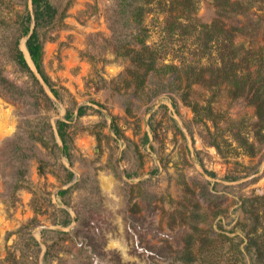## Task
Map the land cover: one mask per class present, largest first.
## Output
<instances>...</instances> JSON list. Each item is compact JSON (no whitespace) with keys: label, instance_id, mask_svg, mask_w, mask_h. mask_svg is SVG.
Returning a JSON list of instances; mask_svg holds the SVG:
<instances>
[{"label":"rangeland","instance_id":"1","mask_svg":"<svg viewBox=\"0 0 264 264\" xmlns=\"http://www.w3.org/2000/svg\"><path fill=\"white\" fill-rule=\"evenodd\" d=\"M260 1L132 0L122 18L115 0H49L58 98L18 44L48 101L6 57L31 1L0 0V264H264Z\"/></svg>","mask_w":264,"mask_h":264},{"label":"trees","instance_id":"2","mask_svg":"<svg viewBox=\"0 0 264 264\" xmlns=\"http://www.w3.org/2000/svg\"><path fill=\"white\" fill-rule=\"evenodd\" d=\"M30 1L32 6V14L26 12L24 16H22L20 21L17 24H15L14 27H12L14 31L8 36V38H6V48H7L6 57L8 58V60L12 61L15 64V66L18 68V70L21 73L28 75L33 80V83L37 87L38 92L41 93L42 95H45V97L49 101V98L46 96L42 85L37 80V78H35V76L32 74L30 66L25 59L26 55L24 57L22 51L18 48V44L21 37H27L25 46L24 44H22L26 54L29 55L28 57L32 62L36 72L42 79L43 83L48 87L52 96L54 98H58L59 95L57 90L53 87L49 78L46 76V74L42 69L41 59H42L43 46L39 36L41 29H45L47 27H51L52 25H54L55 22L54 20L57 16L58 7L52 5L49 2V0H30ZM255 1L259 2L260 0H237L236 5H238L240 2H245L247 6H251L252 4L255 3ZM115 2L117 5V14L122 18L124 17L126 12H128L129 10L128 8H131V6L133 7L132 0L131 1L115 0ZM32 22H33V27L31 29L30 24ZM0 82L1 84H5L7 82L6 78L2 73V70H0ZM77 114L79 116L83 115L84 109L82 107H79L77 110ZM69 119H70V114L69 112H67L65 115V121H68ZM67 126L68 124L66 122L56 121V127H55L56 131H54L53 128L50 126V124L45 125V127L48 128V135L46 137L47 140L53 143L52 147H54L55 151L58 152L59 147L56 144V140H55V135H56L61 142V152L63 156L69 161L70 147H69L68 137L66 135ZM45 142L40 141L39 144L43 146L46 145ZM61 168L65 172V182L68 183L72 179L73 174L67 169H65L63 166H61ZM70 190L71 187L63 191H60L58 195L60 197H64L69 193ZM59 212L62 213L64 218L58 221L57 223L64 227L69 225L70 218L68 213L65 211H59ZM32 241L34 242L35 246H37V250H38V243L33 239Z\"/></svg>","mask_w":264,"mask_h":264},{"label":"water","instance_id":"3","mask_svg":"<svg viewBox=\"0 0 264 264\" xmlns=\"http://www.w3.org/2000/svg\"><path fill=\"white\" fill-rule=\"evenodd\" d=\"M59 151H60V153H61V148H59Z\"/></svg>","mask_w":264,"mask_h":264},{"label":"bare ground","instance_id":"4","mask_svg":"<svg viewBox=\"0 0 264 264\" xmlns=\"http://www.w3.org/2000/svg\"><path fill=\"white\" fill-rule=\"evenodd\" d=\"M28 59H29V57H28Z\"/></svg>","mask_w":264,"mask_h":264}]
</instances>
